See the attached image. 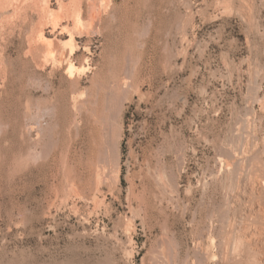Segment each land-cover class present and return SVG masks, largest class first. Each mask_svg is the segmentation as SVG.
<instances>
[{
  "label": "rangeland",
  "instance_id": "rangeland-1",
  "mask_svg": "<svg viewBox=\"0 0 264 264\" xmlns=\"http://www.w3.org/2000/svg\"><path fill=\"white\" fill-rule=\"evenodd\" d=\"M7 1L0 264H248L232 247L264 231V0Z\"/></svg>",
  "mask_w": 264,
  "mask_h": 264
},
{
  "label": "bare ground",
  "instance_id": "bare-ground-1",
  "mask_svg": "<svg viewBox=\"0 0 264 264\" xmlns=\"http://www.w3.org/2000/svg\"><path fill=\"white\" fill-rule=\"evenodd\" d=\"M4 1H7V0H4ZM10 1H11V0H10ZM13 1H16V3L18 4V2H19V3H25V2H27L28 0H13ZM35 1H37V0H35ZM38 1H39V0H38ZM74 1H75V0H74ZM76 1H77V3H76ZM76 1H75L76 4H75V3L73 4V5H74L73 8H74V10H75V12H76V14H77V16H78V15L80 14V12H81V5H82V4H81V1H82V0H81V1H80V0H76ZM99 1H100V0H99ZM101 1H102V0H101ZM106 1H107V0H106ZM106 1H105V2H106ZM7 2L9 3V0H8ZM7 2H6V5L8 4ZM40 2H41V3H40ZM62 2H63V1H62ZM71 2H72V1H71ZM95 2H96L95 0H88V1H87L88 9H89V11H90L89 13H90V14H93V16H94V14H97V12H96V11H97V10H96V7H97V6H96ZM38 3H40L39 6H37V7H38V10H40V11H41V10H43V11H45V10L48 11V10H49V5H48V2H47L46 0H40L39 2H37V4H38ZM59 3H61V0H59ZM96 3H99V2H96ZM35 4H36V3H35ZM37 4H36V5H37ZM61 4H62V3H61ZM67 4H68V2H67ZM32 5H33V4H32ZM70 5H71V4H70ZM3 6H4V5H3ZM3 6H2V7H3ZM17 6H18V7H17L16 11L19 10V9H18V8H19V5H17ZM100 6H102V5H100ZM100 6H99V7H100ZM34 7H35V6H34ZM37 7H36L35 9H37ZM62 7H63V5H62ZM62 7H61V8H62ZM104 7H105V6H104ZM5 8H6V7H5ZM70 8H71V7H70ZM63 9H64V8H63ZM68 9H69V8H68ZM69 10H70V9H69ZM104 10H105V9H104ZM226 10H227V8H226ZM98 11H99V8H98ZM100 11H101V10H100ZM100 11H99V12H100ZM60 12H61V11H60ZM70 12H71V11H70ZM17 13H19V12H17ZM17 13H15V14H17ZM103 13H104V12H103ZM81 14H82V13H81ZM81 14H80V15H81ZM90 14H89V16H90ZM13 15H14V14H13ZM87 15H88V13H87ZM97 15H98V14H97ZM97 15H95L96 18L100 16V13H99V16H97ZM5 16H6V15H5ZM10 16H12V15L10 14ZM58 16H59V15H58ZM89 16H88V18L92 17V15H91L90 17H89ZM244 16H245V15H244ZM75 17H76V16H75ZM75 17H74V18H75ZM8 18H9V16H8ZM13 18H14V16H13ZM80 18H81V17H79V19H80ZM92 18H93V17H92ZM94 18H95V17H94ZM75 19H76V18H75ZM243 19H244V18H243ZM5 20H6V19H5ZM88 20H89V19H88ZM93 20H94V19H93ZM39 21H40V20H39ZM99 21H100V20H99ZM12 22H13V21H12ZM40 22H41V21H40ZM72 22H74L73 19H72ZM76 22H79V20L76 21ZM90 22H91V21H90ZM92 22H93V21H92ZM250 22H251V21H250ZM38 23H39V22H38ZM100 23H101V22H100ZM72 24H73V23H72ZM75 24H76V23H75ZM78 24H79V23H78ZM97 25H98V22H97ZM185 25H186V24H185ZM75 26H76V25H73V27H75ZM81 27H82V26H81ZM184 27H185V26H184ZM38 28H39V27H38ZM78 28H80V27L77 26V29H78ZM73 29L75 30V28H73ZM81 29H83V28H81ZM38 31H39V30H38ZM38 31H37V32H38ZM84 31H85V30H84ZM40 34H41V33H40ZM40 34H39V33L37 34L38 37H39ZM70 35H71L70 39L73 38L72 33H70ZM33 36H34V35H33ZM38 37H37V38H38ZM40 37H41V36H40ZM38 39H40V38H38ZM41 39H43V37H41ZM43 40H45V39H43ZM72 40H73V39H72ZM40 41H41V40H39L38 43H39ZM43 42H44V41H43ZM43 42H42V43H43ZM40 45H41V43L39 44V48H41L40 51H41L42 53H51V54H52V51H54V53H55V51H56V50L53 49V50H50V52H49V51L47 52V50L42 49V47H41L42 45H41V46H40ZM57 45H59V43H58ZM85 51H86V50H85ZM57 53H58V52H57ZM59 53L64 54L63 52H59ZM62 54H61L59 57H61ZM56 55H57V54H56ZM58 55H59V54H58ZM69 55L72 56V54H69ZM54 58L56 59L55 55H54ZM57 58H58V57H57ZM61 59H62V57H61L59 60H61ZM56 61H57V60H56ZM64 62H65V64L67 65V66H66V67H67V68H66V69H67L66 71H68V74H69V73L71 74V72L74 71V68H75V66H74V64H73V61L71 60V58L67 57V59H66ZM60 63H61V62H60ZM60 66H61V65H60ZM69 71H71V72H69ZM76 71H77V70H76ZM78 71H79V70H78ZM248 73H249V72H248ZM70 74H69V75H70ZM80 74H81V73H80ZM78 75H79V74H78ZM250 75H251V74H250ZM81 76H82V75H81ZM67 79H68V78H67ZM76 80H77V79H76ZM78 80H79V79H78ZM74 81H75V79H74ZM74 81H73V82L70 81L72 87L78 85V82H76V81L74 82ZM124 81H125V80H124ZM66 85H67V84H66ZM76 88H78V87H76ZM68 89H69V88H68ZM70 90H71V89H70ZM72 91H73V90H72ZM63 96H64V95H63ZM83 97H84V96H83ZM83 97H82V98H83ZM71 98H72V97H71ZM73 98H75V97H73ZM66 99H67V98H66ZM72 100H73V99H72ZM75 100H76V98L74 99V101H75ZM67 101H68V100H67ZM68 102H69V101H68ZM71 102H72V101H70V103H71ZM84 103H85V102H84ZM84 103H82V104H84ZM76 104H77V103H76ZM74 105H75V104H74ZM74 105H73L72 107H74ZM77 105H78V104H77ZM80 107H82V106L80 105ZM82 108H83V107H82ZM84 108H85V106H84ZM72 109H74L75 112L78 111V110L76 111V106H75L74 108H72ZM82 110H83V109H82ZM80 111H81V110H80ZM73 112H74V111H73ZM45 114H46V113H45ZM78 115H79V114H78ZM80 115H82V114H80ZM75 117H76V116H75ZM76 118H77V117H76ZM73 119H74V118H73ZM74 120H75V119H74ZM73 122H74V121H73ZM75 123H76V121L74 122V124H75ZM96 123H97V122H96ZM116 126H117V125H116ZM245 130H246V129H245ZM243 131H244V130H243ZM103 132H104V131H103ZM255 140H256V139H255ZM256 145H257V144H256ZM115 146H116V145H115ZM113 148H114V146H113ZM245 152H246V151H245ZM242 153H243V152H242ZM246 153H247V152H246ZM226 154H227V153H226ZM259 155H260V154H259ZM222 157H223V156H222ZM236 159H237V158H236ZM247 159H248V157H247ZM247 159H246V160H247ZM243 160H245V157H244ZM114 161H115V160H114ZM250 161H251V160H250ZM242 162H243V161H242ZM117 165H118V164H117ZM117 165H116V166H117ZM105 166H106V165H105ZM252 166H253V165H252ZM259 166H260V165H259ZM109 167H110V166H109ZM113 167H114V166H113ZM241 168H242V167H241ZM246 170H247V169H246ZM114 171H115V169H114ZM118 171H119V170L117 169V173H118ZM98 172H99V170H98ZM115 173H116V172H115ZM257 173H259V172H257ZM118 175H119V173H118ZM118 175H117V176H118ZM233 175H234V174H233ZM115 176H116V175H115ZM100 177H101V176H100ZM115 178H116V177H115ZM117 178H118V177H117ZM117 178H116V179H117ZM163 178H164V177H163ZM257 179H258V178H257ZM241 180H242V179H241ZM102 181H103V180H102ZM226 181H227V180H226ZM238 182H239V181H238ZM247 183H248V182H247ZM256 184L258 185V188H256V189H258V190L262 193V191H263V189H264V188H263L264 186H262L263 183L261 184V182L258 180ZM238 185H239V184H238ZM205 186H206V185H205ZM99 187H100V186H99ZM255 187H256V186H255ZM226 188H227V187H226ZM232 188H233V187H232ZM221 189H222V188H221ZM170 190H171V189H170ZM204 191H205V190H204ZM227 191H228V190H227ZM236 192H237V191H236ZM173 193H174V192H173ZM250 193H251V192H250ZM244 194H245V193H244ZM244 194H243V195H244ZM203 195H204V194H203ZM225 195H226V194H225ZM239 195H240V194H239ZM241 195H242V194H241ZM253 195H254V193H253ZM258 195H259V194H258ZM262 196H264V195L262 194ZM240 197H241V200H240V201L243 200V202H244V201L246 200L245 196H240ZM231 198H232V197H231ZM226 200H227V199H226ZM249 200H250V199H249V197H248V201H249ZM252 200H253V199H252ZM98 201H99V200H98ZM234 201H236V200H234ZM214 202H215V201H214ZM225 202H227V201H225ZM225 202H224V203H225ZM237 202H238V201H237ZM249 202H250V201H249ZM227 203H228V202H227ZM232 203H233V201H232ZM220 204H221V203H220ZM228 204H229V203H228ZM167 205H168V204H167ZM222 205H223V204H222ZM224 205H225V204H224ZM224 205H223V206H224ZM238 205H239V204H238ZM240 205H241V204H240ZM240 205H239V206H240ZM242 205H244V203H242ZM260 205H261V204H260ZM226 206H227V205H226ZM235 207H236V206H235ZM213 208H215V207H213ZM233 208H234V207H233ZM239 208H240V207H239ZM250 208H252V211H253V212L249 213V216H250V217H251V215H254L255 217H258V218L261 219V218L264 216V215H263V214H264V211H263V209H262L263 207H261V206L259 207V206L252 205V207H250ZM231 209H232V208H231ZM216 210H217V209H216ZM218 210H219V209H218ZM221 210H222V209H221ZM221 210H220V211H221ZM227 211H228V210H227ZM248 211H249V209H248ZM232 212H233V211H232ZM234 212H236V211H234ZM218 213H219V212H218ZM226 213H227V212H226ZM244 213H245V212H244ZM223 214H224V213H223ZM232 214H233V213H232ZM220 215H221V217H223L222 214H220ZM228 215H229V214H228ZM230 217H231V216H230ZM211 218H212V217H211ZM211 218H210V219H211ZM227 219H228V218H227ZM229 219H230V218H229ZM254 219H255V218H254ZM212 220H213V219H212ZM218 220H219V219H218ZM242 220H243V219H242ZM245 221H246V220H245ZM222 222H225V221L223 220ZM228 222H229V221H228ZM230 222H231V221H230ZM241 222H242V221H241ZM243 222H244V221H243ZM253 222L256 223V221H253ZM253 222H252V223H253ZM220 223H221V221H219V225H221ZM245 223H246V222H245ZM233 224H234V223H233ZM249 224H250V223H249ZM258 224H259V223H258ZM229 225H230V224H229ZM231 225H232V224H231ZM231 225H230V226H231ZM236 225H237V224H236ZM259 225H260V224H259ZM262 225H263V224H262ZM238 226H239V225H238ZM253 226H254V225H253ZM253 226H252V227H253ZM223 227H225V226H223ZM226 227H227V226H226ZM242 227H244V226H242ZM247 227H248V226H247ZM257 227H258V225H257ZM227 228H228V227H227ZM231 228H232V227H231ZM239 228H240V227H239ZM253 228H254V227H253ZM258 228H259V227H258ZM260 228H261V227H260ZM260 228H259V229H260ZM263 228H264V226H263ZM225 229H226V228H225ZM254 229H255V228H254ZM243 230H244V229H243ZM245 230H246V231H245V233H246V232H247V229H245ZM252 230H253V229H252ZM248 231H249V230H248ZM231 232H232V231H231ZM239 232H240V231H239ZM239 232H238V233H239ZM243 232H244V231H243ZM217 233H218V232H217ZM236 233H237V231H236ZM236 233H235V234H236ZM238 233H237V234H238ZM231 234H232V233H231ZM249 234H250V232H249ZM249 234L247 233V235L245 234L244 236H238V237H236V238L234 239L233 247H232V248H233L232 251H235V252H234L233 254L237 253L236 251H240V250H238V249H241V248H247L246 250H248V252L250 251V252L248 253V254H250V255H248L247 252H245V253H246V255H247L246 257H248L249 260H248L246 257L243 258V260L246 259L248 264H261V262H260V260H259V258H258V254H259V253L257 252V248H258V250H259V248H260V250H261V249H263V246H264V245L259 246L258 244H260V243H256V240H259V239H260V240L262 241V243H263V241H264V231L260 230V231H258L257 233L255 232L256 235H252V234L249 235ZM219 235H220V234H219ZM226 235H229V234H226ZM226 235H225V236H226ZM238 235H239V234H238ZM229 236H230V235H229ZM236 236H237V235H236ZM253 237H254V238H253ZM256 237H257V239H256V240H253V239H255ZM227 238H228V237H227ZM222 239H224V238H222ZM230 239H231V238H230ZM226 240H229V239H226ZM129 241H130V240H129ZM230 241H231V240H230ZM220 242H221V241H220ZM222 242H223V241H222ZM259 242H260V241H259ZM131 243H132V242H131ZM223 243H224V242H223ZM262 243H261V244H262ZM127 245H128V244H127ZM131 245H132V244H131ZM219 245H220V243H219ZM225 245H227V244H225ZM219 247H220V246H219ZM224 247H225V246H224ZM226 247H227V246H226ZM220 249H221V248H220ZM162 250H163V249H162ZM223 250H224V249H223ZM246 250L243 249V250H241V251L243 252V251H246ZM260 250H259V251H260ZM263 250H264V249H263ZM263 250H261V251H263ZM221 251H222V250H221ZM221 251H220V252H221ZM225 251H226V250H225ZM227 251H228V250H227ZM227 251L225 252V254L227 253ZM228 252H229V251H228ZM240 253H241V252H240ZM257 253H258V254H257ZM238 254H239V253H238ZM238 254H236V255H238ZM219 255H220V254H219ZM231 255H232V254H231ZM204 256H205V255H204ZM226 256H227V255H226ZM238 256H239V255H238ZM240 256H241V255H240ZM221 257H222V256H221ZM233 257H234V256H233ZM242 257H244V255H243ZM202 258H204V257L202 256ZM223 258H224V257H223ZM232 259H233V258H232ZM154 260H155V259H154ZM200 260L203 261L201 258H200ZM206 260H207V259H206ZM233 260H234V259H233ZM237 260H238V259H237ZM237 260L235 259L234 261H237ZM163 261H164V260H163ZM224 261H225V260H224ZM228 261H229V260H228ZM231 261H232V260H231ZM240 261H241V258H240ZM168 262H169V261H168ZM232 262H233V261H232ZM242 262H243V261H242ZM165 263H166V262H165ZM155 264H156V263H155ZM194 264H195V263H194ZM203 264H204V263H203ZM243 264H244V263H243Z\"/></svg>",
  "mask_w": 264,
  "mask_h": 264
}]
</instances>
